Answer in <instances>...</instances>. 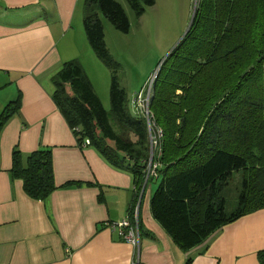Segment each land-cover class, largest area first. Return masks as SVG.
I'll return each mask as SVG.
<instances>
[{
    "label": "trees",
    "instance_id": "16d2710c",
    "mask_svg": "<svg viewBox=\"0 0 264 264\" xmlns=\"http://www.w3.org/2000/svg\"><path fill=\"white\" fill-rule=\"evenodd\" d=\"M125 1L138 18L156 4ZM102 17L124 34L131 26L116 0H85L88 44L111 72L110 111L77 59L63 63L52 77L53 101L79 149L93 148L110 166L132 177L134 201L126 218L135 224L139 206L140 234L142 199L158 181L149 203L152 218L182 252L202 248L199 255H204L210 238L224 227L264 210V0H198L189 31L152 79L148 117L158 163L150 178V124L142 109L137 115L128 110ZM21 105L18 96L3 108L0 137ZM10 175L39 202L60 188L83 184L56 185L51 148L32 152L26 164L15 151ZM234 184L237 201L229 209ZM258 259L264 264V252ZM192 262L189 257L186 264Z\"/></svg>",
    "mask_w": 264,
    "mask_h": 264
},
{
    "label": "crops",
    "instance_id": "0c3cea01",
    "mask_svg": "<svg viewBox=\"0 0 264 264\" xmlns=\"http://www.w3.org/2000/svg\"><path fill=\"white\" fill-rule=\"evenodd\" d=\"M82 0H0V114L21 97V111L0 137V264H260L264 210L224 227L202 248L182 252L141 207L144 234L128 243L108 223L123 221L134 201V181L93 148L79 149L52 94V77L82 24ZM81 36V33H80ZM70 56V57H69ZM51 148L55 183L46 202L30 198L13 179V154L26 159ZM95 184L99 185L96 186ZM153 192H150V198ZM139 209V206H138Z\"/></svg>",
    "mask_w": 264,
    "mask_h": 264
},
{
    "label": "rangeland",
    "instance_id": "374dc122",
    "mask_svg": "<svg viewBox=\"0 0 264 264\" xmlns=\"http://www.w3.org/2000/svg\"><path fill=\"white\" fill-rule=\"evenodd\" d=\"M126 11L130 21V32L124 34L116 30L112 24L102 17L104 25L106 44L111 57L119 64L118 77L120 85L127 93V107L132 115H137L142 109L143 114L150 124L148 117L149 100L152 93V79L159 64L168 56L171 50L180 42L186 34L198 0H156L155 6L146 9L142 17L138 18L125 0H116ZM84 4L81 5L80 26L72 31L76 38L72 40L71 47L65 44L68 53L73 50L69 59H77L81 62L88 75L96 94L99 96L104 108L110 111L109 89L111 85L110 70L98 59L88 44L84 27ZM81 33V36H80ZM70 61V60H69ZM139 105V107H138ZM150 141L152 161L149 166L147 178L154 176L155 166L158 163L154 159V146L156 140L152 135L150 124ZM236 179L239 175H235ZM238 181H236L237 183ZM157 182H152L147 187L143 201V212L146 213V206L149 203L150 192H154ZM232 197L228 201V208L236 206L237 195L233 185L231 186ZM264 252V251H262Z\"/></svg>",
    "mask_w": 264,
    "mask_h": 264
},
{
    "label": "built area",
    "instance_id": "2783aa9c",
    "mask_svg": "<svg viewBox=\"0 0 264 264\" xmlns=\"http://www.w3.org/2000/svg\"><path fill=\"white\" fill-rule=\"evenodd\" d=\"M134 219L136 220L135 224H133L128 218H126L120 223L114 224L112 228L119 229L121 231L120 234L123 239H125L128 243L137 246L138 240L140 238L139 237L140 231L138 228V207L134 209Z\"/></svg>",
    "mask_w": 264,
    "mask_h": 264
},
{
    "label": "water",
    "instance_id": "95a60500",
    "mask_svg": "<svg viewBox=\"0 0 264 264\" xmlns=\"http://www.w3.org/2000/svg\"><path fill=\"white\" fill-rule=\"evenodd\" d=\"M194 17H195V11H194V14H193V17H192V20H191V23H190V26H189L188 29H190V27H191V25H192V23H193V19H194ZM187 31H189V30H187ZM186 33H187V32H186Z\"/></svg>",
    "mask_w": 264,
    "mask_h": 264
}]
</instances>
